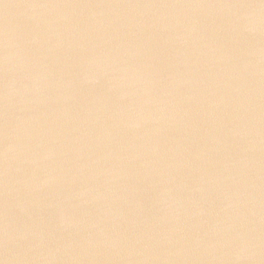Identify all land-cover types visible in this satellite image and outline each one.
I'll return each mask as SVG.
<instances>
[{
  "label": "water",
  "instance_id": "obj_1",
  "mask_svg": "<svg viewBox=\"0 0 264 264\" xmlns=\"http://www.w3.org/2000/svg\"><path fill=\"white\" fill-rule=\"evenodd\" d=\"M0 264H264V0H0Z\"/></svg>",
  "mask_w": 264,
  "mask_h": 264
}]
</instances>
